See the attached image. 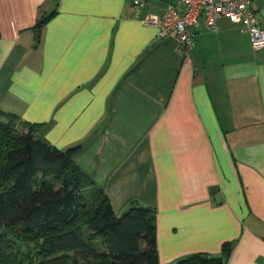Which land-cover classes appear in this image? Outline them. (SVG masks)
I'll list each match as a JSON object with an SVG mask.
<instances>
[{"label":"crops","instance_id":"crops-1","mask_svg":"<svg viewBox=\"0 0 264 264\" xmlns=\"http://www.w3.org/2000/svg\"><path fill=\"white\" fill-rule=\"evenodd\" d=\"M176 3L0 0V110L80 146L117 216L154 209L159 264L225 243L226 264H264V49L201 17L184 56L143 23ZM251 6L264 29V0Z\"/></svg>","mask_w":264,"mask_h":264},{"label":"trees","instance_id":"trees-1","mask_svg":"<svg viewBox=\"0 0 264 264\" xmlns=\"http://www.w3.org/2000/svg\"><path fill=\"white\" fill-rule=\"evenodd\" d=\"M41 128L0 110V264H159L155 210L117 216L74 163L80 146L59 150ZM230 250L176 264H226Z\"/></svg>","mask_w":264,"mask_h":264},{"label":"built area","instance_id":"built-area-1","mask_svg":"<svg viewBox=\"0 0 264 264\" xmlns=\"http://www.w3.org/2000/svg\"><path fill=\"white\" fill-rule=\"evenodd\" d=\"M252 2L253 0H177L176 4H169L161 15L144 18L143 23L155 26L160 39L175 33L179 50L186 56L187 51L194 46L190 28L197 24L199 18L202 17L214 33L217 32V20L227 18L240 25L249 35L253 50H260L264 49V29L252 9ZM133 3L141 5L138 1Z\"/></svg>","mask_w":264,"mask_h":264},{"label":"water","instance_id":"water-1","mask_svg":"<svg viewBox=\"0 0 264 264\" xmlns=\"http://www.w3.org/2000/svg\"><path fill=\"white\" fill-rule=\"evenodd\" d=\"M217 198H219V196H217ZM218 203V202H217ZM171 264H176V262H173V263H171Z\"/></svg>","mask_w":264,"mask_h":264}]
</instances>
